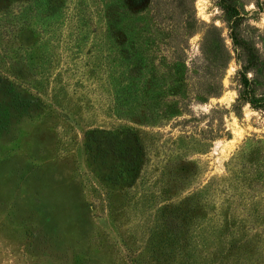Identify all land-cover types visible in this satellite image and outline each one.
Here are the masks:
<instances>
[{"label": "rangeland", "instance_id": "obj_1", "mask_svg": "<svg viewBox=\"0 0 264 264\" xmlns=\"http://www.w3.org/2000/svg\"><path fill=\"white\" fill-rule=\"evenodd\" d=\"M227 1L264 94V0ZM195 16L231 47L221 0H0V264H264V112L234 53L181 112Z\"/></svg>", "mask_w": 264, "mask_h": 264}, {"label": "trees", "instance_id": "obj_2", "mask_svg": "<svg viewBox=\"0 0 264 264\" xmlns=\"http://www.w3.org/2000/svg\"><path fill=\"white\" fill-rule=\"evenodd\" d=\"M225 22L229 29V39L232 42L228 46L223 30L214 23H207L195 16V30L188 32L187 37L196 34L201 35V56L187 62L188 48L179 51L176 58L186 66L185 81L188 84V94L181 101V112L189 114L191 103H206L211 98H220L224 92L223 80L226 70L233 60V53L240 66L237 78L240 85L238 89L239 105L250 104L251 107L264 112V94H257L248 74H257L262 65V58L255 43L242 33L241 17L237 9L227 0H221ZM192 25L190 22H186ZM187 122V121H185Z\"/></svg>", "mask_w": 264, "mask_h": 264}]
</instances>
